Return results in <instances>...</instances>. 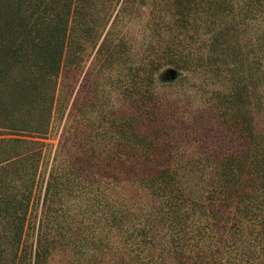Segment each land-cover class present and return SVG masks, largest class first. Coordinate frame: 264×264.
Listing matches in <instances>:
<instances>
[{"label":"trees","instance_id":"1","mask_svg":"<svg viewBox=\"0 0 264 264\" xmlns=\"http://www.w3.org/2000/svg\"><path fill=\"white\" fill-rule=\"evenodd\" d=\"M56 249L264 264V0H0V264Z\"/></svg>","mask_w":264,"mask_h":264},{"label":"rangeland","instance_id":"2","mask_svg":"<svg viewBox=\"0 0 264 264\" xmlns=\"http://www.w3.org/2000/svg\"><path fill=\"white\" fill-rule=\"evenodd\" d=\"M99 28H102V25H100ZM135 34H136V28L133 27V33H131V35L134 36ZM102 35H101V37H102ZM101 37L99 39L89 40V41H87L85 43L86 44V49H85V54L83 56V58H84V67H83V69H81V71H77V73L73 77V79L75 80V84L73 82L74 94L77 93V91H79L81 89V86H82V84L85 81V75H86L85 71L89 69V66L91 65V63L93 61V58H94V55H95V52H96V46L98 45ZM138 38L139 37H137V39ZM98 83L100 84L99 88L106 87L105 80H102L100 78ZM172 89L176 90V88H172ZM178 89H179V87H178ZM102 92L103 91H99V93H102ZM103 96L100 97V99H103ZM104 103H106V102L104 101ZM56 141L57 140H53L54 143H56ZM70 260H71V256H70L69 252H63L61 250L56 249L54 254H53V258L50 261V264H68Z\"/></svg>","mask_w":264,"mask_h":264}]
</instances>
